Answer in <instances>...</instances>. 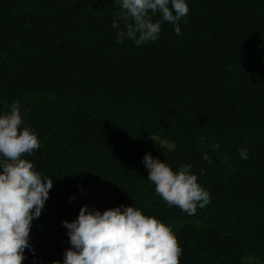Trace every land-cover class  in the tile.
I'll return each instance as SVG.
<instances>
[{"label": "trees", "instance_id": "trees-1", "mask_svg": "<svg viewBox=\"0 0 264 264\" xmlns=\"http://www.w3.org/2000/svg\"><path fill=\"white\" fill-rule=\"evenodd\" d=\"M187 3L180 35L164 23L134 46L116 43L115 0H0V105L22 106L40 140L26 159L53 181L22 264L62 260L82 205L159 219L180 264H264V0ZM145 152L190 164L210 203L167 206Z\"/></svg>", "mask_w": 264, "mask_h": 264}, {"label": "clouds", "instance_id": "clouds-1", "mask_svg": "<svg viewBox=\"0 0 264 264\" xmlns=\"http://www.w3.org/2000/svg\"><path fill=\"white\" fill-rule=\"evenodd\" d=\"M115 2L119 11L111 27L116 29L117 44L125 40L134 46L154 42L164 23L173 25L180 35L179 22L189 12L187 0ZM21 108L16 101L0 105V264H22L27 258L25 249L34 253L29 236L32 221L40 216L53 183L51 176L26 159L40 147V140L36 131L25 125ZM218 147L212 145L213 149ZM238 155L246 160L247 148L242 146ZM202 159L212 163L206 154ZM142 164L147 180L167 206L191 216L210 203L209 191L198 182L190 164H181L173 171L148 152ZM61 223L69 247L62 260L52 264H180L182 249L171 228L133 205L102 212L82 205L74 220Z\"/></svg>", "mask_w": 264, "mask_h": 264}]
</instances>
